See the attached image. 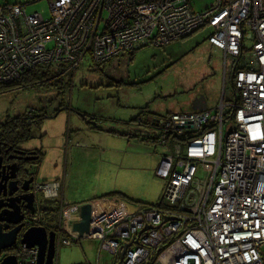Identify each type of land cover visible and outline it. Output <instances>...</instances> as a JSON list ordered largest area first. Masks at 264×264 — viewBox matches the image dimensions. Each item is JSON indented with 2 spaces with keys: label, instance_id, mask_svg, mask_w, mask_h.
<instances>
[{
  "label": "built area",
  "instance_id": "2783aa9c",
  "mask_svg": "<svg viewBox=\"0 0 264 264\" xmlns=\"http://www.w3.org/2000/svg\"><path fill=\"white\" fill-rule=\"evenodd\" d=\"M48 2V18L0 6V86L46 65L75 69L85 55L105 63L204 28L209 45L223 51L224 69L227 56L234 58L233 100L221 96L214 108L156 117L155 144L167 148L154 171L164 182L161 203H91L82 236L99 242L95 264H104V255L116 264L121 252L119 264H264V0H213L203 12L194 11L193 0ZM245 40L250 52L239 65ZM55 188L42 186L44 196ZM82 204L62 211L56 249L81 240L70 218L80 221ZM96 225L103 230L92 234ZM12 254L17 264H35L38 249L17 242Z\"/></svg>",
  "mask_w": 264,
  "mask_h": 264
},
{
  "label": "rangeland",
  "instance_id": "374dc122",
  "mask_svg": "<svg viewBox=\"0 0 264 264\" xmlns=\"http://www.w3.org/2000/svg\"><path fill=\"white\" fill-rule=\"evenodd\" d=\"M212 1L193 0V9L203 12ZM19 2L24 0H0V5ZM34 11L48 18V2L41 0L26 7L28 14ZM210 34L211 30L204 28L181 41L123 52L105 63H94L86 55L75 69L53 65V71L43 72L37 68L15 81L35 78L34 87H9L0 93V124L31 109L57 114L41 125L47 151L39 182L63 184L67 207L104 197L136 206L155 205L163 199L164 182L154 171L167 148L148 138H129V134L134 126L149 131L152 124L155 129L156 116L187 112L192 97H204L208 107L218 102L222 93L225 101L233 100L234 58L227 56L224 69L223 51L209 45ZM244 46L239 65L245 62L251 42L245 40ZM55 88L63 92L58 98ZM138 115L142 117L135 120ZM85 117L90 118L92 127ZM108 129L112 131L106 132ZM173 142L171 139L170 145ZM53 200L57 203L59 199ZM98 246V240L83 236L71 246L60 244L54 264H95ZM5 254L9 253L3 252L0 259ZM100 261L112 264L114 258L104 255Z\"/></svg>",
  "mask_w": 264,
  "mask_h": 264
},
{
  "label": "flooded vegetation",
  "instance_id": "af4514ba",
  "mask_svg": "<svg viewBox=\"0 0 264 264\" xmlns=\"http://www.w3.org/2000/svg\"><path fill=\"white\" fill-rule=\"evenodd\" d=\"M42 114L43 112L39 113L31 109L22 116L11 118L0 124V217L9 216L11 221L20 217L21 231L17 234L19 238L28 228L43 227L47 234L52 232L56 244L63 231L64 219L61 213L76 204L66 206L63 184L60 185L59 182H55L58 185L54 189L52 199L41 194L43 183L39 182V175L47 151L43 146L45 131L41 125L45 119L55 117V114ZM85 119L92 127L90 118L85 117ZM66 146L64 142L62 147L66 148ZM8 176L14 177L10 181L15 182L11 187L18 188L15 195L25 196L20 203L16 200L10 201L11 195H2L7 191L2 190L1 180L7 179ZM35 191L36 194H34ZM53 199L59 200L56 203ZM46 200L52 201L47 204ZM9 211L11 213H8ZM14 226L10 225L7 230ZM18 237H16L15 245L19 240ZM15 245L7 250V253L12 254ZM55 252L56 248L54 254ZM54 257L56 258L55 255Z\"/></svg>",
  "mask_w": 264,
  "mask_h": 264
},
{
  "label": "water",
  "instance_id": "95a60500",
  "mask_svg": "<svg viewBox=\"0 0 264 264\" xmlns=\"http://www.w3.org/2000/svg\"><path fill=\"white\" fill-rule=\"evenodd\" d=\"M54 116H56V114ZM132 131L135 132L138 130L133 128ZM13 178L14 177L8 176L7 179L1 180L2 190L4 189L7 191V193H2V195H11L10 201L16 200L18 203H20L24 200L25 196L18 194L15 195L18 188L15 186L11 187V185L15 184V182L10 181ZM90 209L91 206L89 204L82 205L79 208L81 217L80 223L77 222L72 225V230L77 232L80 237L88 230ZM8 213L11 212L9 211ZM73 220H75V215L73 216ZM19 222L20 217L19 219L16 218L13 221H11L9 216L3 218L0 217V254L3 252L7 253V250L15 245L17 234L21 231V225H19ZM10 225L15 226L12 229L7 230ZM18 242L25 245L26 248L36 247L38 249V255L35 264H53L55 246L52 232L47 234L43 227H31L22 232ZM122 256L123 252L119 254V262L121 261ZM119 262L117 264H119ZM0 264H17L16 256L13 254H5L0 259Z\"/></svg>",
  "mask_w": 264,
  "mask_h": 264
},
{
  "label": "trees",
  "instance_id": "16d2710c",
  "mask_svg": "<svg viewBox=\"0 0 264 264\" xmlns=\"http://www.w3.org/2000/svg\"><path fill=\"white\" fill-rule=\"evenodd\" d=\"M38 1H41V0H33V1H30V2H28L29 4H33V3H36V2H38ZM47 2H48V0H46ZM26 3V0H24V2L22 3V2H19V3H5V4H1L0 6H4V5H10V4H17V5H20V6H22V7H24V8H26L28 5L27 4H25ZM48 4H49V2H48ZM26 10V9H25ZM35 12V11H34ZM146 47V46H145ZM141 48H143V47H141ZM141 48H139V49H141ZM89 59H91L90 57H89ZM53 68V66L52 65H46V67L44 68L46 71H53L52 70V68ZM31 76H34V74H32ZM35 80H37V79H33V78H30V79H28V78H21L19 81H17V83H14L12 86H8V87H6V88H9V87H14V86H18V87H20L21 89H26L28 86H30V87H34V86H32L33 84H35L33 81H35ZM19 82V83H18ZM6 88H0V91H3L4 89H6ZM55 90H56V98H58V97H60V95L63 93L62 92V89H59V88H55ZM59 109H65V107H63V106H60L59 107ZM44 115H46L45 113H43ZM42 114V115H43ZM56 114V113H55ZM140 117H142V116H140V115H138V117L135 119V120H138V119H140ZM151 118V116H149V120H151L150 119ZM148 123H149V121H147ZM146 122V123H147ZM133 122H131V124H132ZM150 124V123H149ZM150 126H151V130H147V129H144V130H141V129H139V128H141V127H135L134 126V129H136V130H138V131H132V132H130V134H129V138H131V137H143L144 139L145 138H148V139H150V140H153L154 141V143L156 142V130L153 128V126H152V124H150ZM101 130V129H100ZM112 130H106V132H111ZM124 133H121V135H123ZM125 135V134H124Z\"/></svg>",
  "mask_w": 264,
  "mask_h": 264
},
{
  "label": "bare ground",
  "instance_id": "6f19581e",
  "mask_svg": "<svg viewBox=\"0 0 264 264\" xmlns=\"http://www.w3.org/2000/svg\"><path fill=\"white\" fill-rule=\"evenodd\" d=\"M194 32H196V31H194ZM86 56V55H85ZM119 56V55H118ZM113 58H115V57H113ZM112 58V59H113ZM92 60V59H91ZM93 61V60H92ZM110 61V60H109ZM94 62V61H93ZM94 63H96V62H94ZM53 66V65H52ZM58 68H62V69H65V66H59ZM242 70H244L245 68L244 67H240ZM253 70L254 71H256V72H258L259 74L261 73V71L259 70V68H257V67H253ZM41 72V71H40ZM43 72H44V70H43ZM43 72H42V74H43ZM63 72H65L64 70H63ZM15 83H17V82H15ZM7 86H0V88H6ZM14 87H16V86H14ZM3 91H0V93H2ZM195 101L197 102V103H199V105L202 107V109H207V105H206V102H205V99H204V97H196L195 98ZM191 106H192V109H190V111H187V112H191V111H194L195 110V107H196V104H195V102L193 101L192 102V104H191ZM217 106V105H216ZM215 106V107H216ZM193 107H194V109H193ZM189 109V108H188ZM182 113H186V112H182ZM154 119L156 120V117H154ZM255 127L253 126L252 127V129H254ZM76 145H77V143H76ZM42 182V181H41ZM43 183V182H42ZM49 185H58L57 183H53V184H45V183H43V185L42 186H49ZM40 192V191H39ZM34 194H36V191L34 192ZM41 194H42V196H44V193H43V191H41ZM41 196V197H42ZM52 196H53V194H50V195H48L47 196V198H49V199H52ZM45 197V196H44ZM100 199H102V198H100ZM94 201H96V200H94ZM94 201H85V202H81V203H83L82 205H85V204H89L90 206H91V203L92 202H94ZM81 203H79V204H81ZM82 205H80V207L82 206ZM90 213H91V209H90ZM74 216V215H73ZM81 218V217H80ZM90 218V217H89ZM72 220V222H71V227H72V225L74 224V222H73V217L71 216V218H70V221ZM90 221V220H89ZM78 223H80V221H77ZM92 227V231H91V233L92 234H97V233H100L102 230H103V228L102 227H100L99 225H96V226H91ZM89 232V223H88V230H87V232H85V233H88ZM18 237V236H17ZM19 238V237H18Z\"/></svg>",
  "mask_w": 264,
  "mask_h": 264
},
{
  "label": "crops",
  "instance_id": "0c3cea01",
  "mask_svg": "<svg viewBox=\"0 0 264 264\" xmlns=\"http://www.w3.org/2000/svg\"><path fill=\"white\" fill-rule=\"evenodd\" d=\"M213 48V47H212ZM214 49V48H213ZM222 97L223 98H225V93L222 95ZM221 97V98H222ZM195 98L196 97H192V99H191V101L189 102V109H187L188 111H190V109H192V106H191V104H192V102L194 101L195 102V104H196V107H195V110H198V109H202V108H199V107H201L200 105H199V103H197L196 101H195ZM220 98V99H221ZM220 101V100H219ZM219 101L217 102V100L216 101H214L213 102V104L210 106V107H208V105H207V101H205L206 102V105H207V108H214L218 103H219ZM157 117V116H156ZM133 120V119H132ZM133 124V123H132ZM43 165H44V162L42 163V167H43ZM42 167H41V170H42ZM41 170H40V172H41ZM57 173H58V170H57ZM47 177V176H46ZM50 177H51V175H50ZM39 178H41V179H43V177H42V173H40V175H39ZM56 181H52V182H50V184H53V183H55ZM49 184V183H48ZM104 198H112V197H104ZM119 201H121V200H119ZM121 203L123 204V206L124 207H126V208H130V207H133L134 205H132V204H129L130 202H125V201H121Z\"/></svg>",
  "mask_w": 264,
  "mask_h": 264
}]
</instances>
